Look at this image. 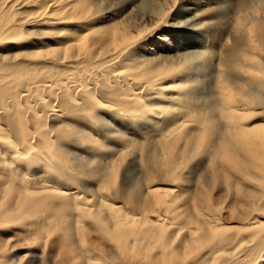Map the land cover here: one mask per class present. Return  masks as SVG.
<instances>
[{
	"label": "bare ground",
	"instance_id": "6f19581e",
	"mask_svg": "<svg viewBox=\"0 0 264 264\" xmlns=\"http://www.w3.org/2000/svg\"><path fill=\"white\" fill-rule=\"evenodd\" d=\"M101 1L0 0V264H264V12L202 96L176 0Z\"/></svg>",
	"mask_w": 264,
	"mask_h": 264
},
{
	"label": "rangeland",
	"instance_id": "374dc122",
	"mask_svg": "<svg viewBox=\"0 0 264 264\" xmlns=\"http://www.w3.org/2000/svg\"><path fill=\"white\" fill-rule=\"evenodd\" d=\"M153 1L154 3H151L152 7L154 4H157V2L159 3L161 0ZM141 2L143 3L142 0H103V2L101 1L100 4L101 7L108 6L107 8L112 11L117 10L119 13H130L134 15L135 23L139 22L141 24L151 25V21L149 20V9L145 7L144 4L142 5ZM242 3L245 4V6H243L244 8L242 7ZM175 4L176 6L173 7L174 9L172 8L173 11L171 10L172 12L170 11V13H168L167 15V21H171L170 23H174L172 24V28L170 27L169 30L171 38L173 39L175 45L183 48L184 50L189 49V47L191 48L192 46V49L203 46L210 50L208 59L201 64L202 66L200 65L197 69V76L200 80V95L204 96L207 94L210 85L212 87V85L214 84L213 80H216L219 68L220 66H222V63L227 57L226 55L230 47L229 45H232L233 42H236L232 41L236 40L234 39L235 34L233 31L236 24V22H234L236 21V16L241 14L247 16L248 13L249 16L254 17V15H256L257 13H263L264 0H176ZM202 10H205V12L207 11L205 13L206 15L204 14L205 16L200 13ZM211 14H213V17ZM208 15L210 16V19H208ZM197 16L198 18H195ZM203 17H206V19H204ZM175 23L180 28H178ZM202 23L204 24V26H201L203 25ZM160 32L164 34L163 30H160ZM157 34L158 33H155L154 35ZM162 37L164 38L165 35H163ZM200 38L205 39V43L203 45L202 43H200ZM152 39L153 44L152 42H150V49L154 47V44L158 43L157 39ZM262 60H264V56ZM217 62L219 65H217Z\"/></svg>",
	"mask_w": 264,
	"mask_h": 264
}]
</instances>
